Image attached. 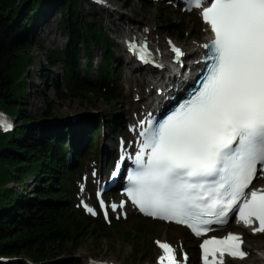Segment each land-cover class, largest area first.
Returning a JSON list of instances; mask_svg holds the SVG:
<instances>
[{"label":"snow or ice","instance_id":"snow-or-ice-1","mask_svg":"<svg viewBox=\"0 0 264 264\" xmlns=\"http://www.w3.org/2000/svg\"><path fill=\"white\" fill-rule=\"evenodd\" d=\"M205 3L186 0L188 11L202 8V20L214 34L203 45L199 86L163 120L140 122L147 127L140 133L138 171L128 177L127 195L145 215L186 225L197 237L215 230L210 225L227 224L233 213L245 227L258 222L254 234L264 233V189L246 191L258 165L264 172V0ZM129 43L147 53L146 41ZM172 51L183 55L179 48ZM138 58L150 62L145 55ZM0 127L11 124L0 117ZM116 169L113 177L119 162ZM156 243L162 250L157 264H180L170 244ZM242 243L233 233L204 239L202 264H225V254L245 258Z\"/></svg>","mask_w":264,"mask_h":264},{"label":"trees","instance_id":"trees-1","mask_svg":"<svg viewBox=\"0 0 264 264\" xmlns=\"http://www.w3.org/2000/svg\"><path fill=\"white\" fill-rule=\"evenodd\" d=\"M135 1L151 3L120 0L125 8ZM79 5L80 0H0V107L3 108L0 111L18 123L12 132L0 130V264L52 261L58 256L56 253L74 252L85 237L96 235L104 227L96 218L85 216L80 208L74 209L71 192L65 189V184H72L70 180L82 169V154L93 150V155H97L92 138L100 130L101 122L96 120L87 146L81 148L70 139L66 127L36 123L38 120L22 107L28 91L24 78L32 65L33 43L24 35L52 8L60 15L57 26L64 32L66 43L62 50L51 51L46 57L50 67L63 65L65 92L75 99L86 95L85 100L90 104L87 95H96L108 104L117 100L109 81L110 74L117 70L113 65L115 44L93 19L79 18ZM169 16L162 22L164 33L186 39L190 32L183 24L169 20ZM95 48L101 50L96 70L100 82L92 86L88 75L94 69ZM82 54L87 60L84 70ZM54 92L56 99L64 98L57 88ZM3 106L8 107V112ZM47 106L40 121L54 118L50 103ZM31 123L36 124L26 127ZM114 128L120 130L118 124ZM30 179H33L31 192L24 194L23 187ZM10 183L19 191L10 187ZM134 228L138 234L142 233L140 227ZM132 249L135 254L140 253L138 245Z\"/></svg>","mask_w":264,"mask_h":264},{"label":"rangeland","instance_id":"rangeland-1","mask_svg":"<svg viewBox=\"0 0 264 264\" xmlns=\"http://www.w3.org/2000/svg\"><path fill=\"white\" fill-rule=\"evenodd\" d=\"M150 1L151 3L149 5L135 1L129 8L122 6L120 0H103L102 4L105 5V8H116L120 14H124L129 19L131 27L140 29L142 30L141 32L145 33L152 32L150 42L152 43L153 40L155 42L158 41L164 48H166L167 42L170 41L178 45H185L188 51L192 50V46L198 44L197 42L199 44L202 42L204 39L203 29H206V26L200 22L197 13L186 12L171 1ZM79 6V18L83 20L93 19L96 24L103 27L111 42L115 44L113 46V65L117 70L110 74L109 81L111 82L113 94L117 100H113L108 104L102 99H98L96 95H87L91 100L90 104L85 100L86 95H81L79 99H75L69 97L68 93L65 92L66 83L63 65L59 63L50 67L46 57L47 53L51 51L56 52L62 50L66 43L64 32L57 26L60 15L55 8L49 9L48 15L45 18L40 17L37 25L34 28L28 29L24 35L25 39L33 40V43L30 47L32 65L24 78L28 91L22 100L24 111L31 117L37 119L38 122L36 123L66 127L70 139L76 145H80L81 148L87 146L89 132H91L92 128H95L94 124L96 120L101 122L100 130L92 138L94 144H96L97 155H93V150L82 154L81 163L83 162V165L81 171L77 172L70 180L72 184H65V189L71 192L72 206L74 209L80 208L82 202L94 207L96 178H93V173H96L100 163L105 167L107 161L110 167L113 159L119 155L120 143H125L132 137L130 134V120H128L131 115H126L123 111L127 106V101L136 105L147 90L145 85H139L138 79L142 72L137 70L131 85L133 91L129 93L128 84L125 82L128 69H126L123 60L119 57L120 55L128 56V54L125 47L120 44L121 38L119 37V33L112 32V29L115 27L111 21H115V18H108V13L91 0H80ZM159 10H161L160 13ZM51 16L54 17V21L49 23ZM167 16H169V20L172 22L183 24L187 31L190 32V35L186 39L180 40L165 34L162 22ZM47 28L52 30L51 36L55 37V43H51L48 40L45 42L43 40V35L48 30ZM116 28L118 29L117 25ZM81 53L83 52L81 51ZM82 55L81 68L84 70L87 60L84 54ZM100 56L101 50L95 48L92 59L94 69L88 75V82L92 86H96L100 82V78L96 73L100 65ZM33 79L36 86L32 85L31 80ZM54 88H57L61 95H64L63 99H56ZM47 103H50L54 118L48 121H40L41 114L48 108ZM3 107L8 112V107ZM0 109L3 108L0 107ZM2 114L0 113V116ZM72 114L76 115V117H83L81 120L82 123L77 122L71 124L69 120L74 118ZM124 116L127 118H123ZM122 121H126V123L122 124ZM36 123L28 124L26 127L30 128ZM116 124L120 126V130H115L114 126ZM17 125L18 123L14 122L13 126L16 127ZM28 128L26 129L28 130ZM84 128L85 130H83ZM82 136L83 140L80 139ZM105 145H113L114 152L112 155L103 156V148H105ZM126 146L129 148V142H127ZM9 186L19 191L14 183H10ZM32 186L33 179H30L24 185L23 193L31 192L30 189ZM253 186L259 188L264 187V182L258 178ZM105 198L109 203L111 213L110 223H105L99 216L94 217L104 226L102 230L97 231L96 235L89 234L85 237L80 247L74 252L62 251L56 253L58 256L54 260L42 264H88L92 261L114 262L119 264H157L158 256L161 255L157 248V241H163L172 244L174 247L176 246L178 248L177 251L185 252L188 255L190 260L189 264H196L195 253L198 240H193L183 228L140 217L137 214H133L129 208H127V217L122 218L120 217L121 210H114L113 207L115 205L116 208L121 202V197H117L115 202H112L114 198L113 194ZM84 214L92 217L91 214L93 213L90 214L84 211ZM115 226H117L116 229H114ZM134 227H140L142 233L138 234ZM236 230L241 229L230 224L222 231L214 233V235L223 236ZM243 233L245 235L243 242L247 246L264 245V233L257 232L250 235H246L245 232ZM187 242L195 244L192 252H189V249L185 250ZM136 245L139 247V254L132 252V247L136 248ZM144 253V258L140 259V256ZM250 254H252L253 258L264 256L262 250L255 248L251 249ZM181 259L183 260V258ZM247 259L246 264H251L252 258L247 257ZM255 264H264V262L255 261Z\"/></svg>","mask_w":264,"mask_h":264},{"label":"bare ground","instance_id":"bare-ground-1","mask_svg":"<svg viewBox=\"0 0 264 264\" xmlns=\"http://www.w3.org/2000/svg\"><path fill=\"white\" fill-rule=\"evenodd\" d=\"M164 2H175V0H161ZM103 10H105L106 13H108V18L114 17L115 21H111V23L114 25V29H112V32H118L119 37L121 38V41L124 45H131L129 42L130 41H135L136 42V37L135 35V30L130 26L129 19L124 15L120 14L116 8L109 9L101 6ZM54 21V17L51 16V19L49 20V23H52ZM116 25L118 26V29L116 28ZM48 30L44 32L43 35V40L46 42L47 40L51 43H55V37L51 36L52 30L47 28ZM136 29V28H135ZM137 30V29H136ZM125 32V33H124ZM138 33L141 35V37L145 41H150L152 39V32L150 33H145V32H139ZM208 29H203V35L204 39L202 40L201 43H206L208 40ZM136 36V35H135ZM198 44H194L192 46V50L186 49L185 45H178V44H173L174 47L179 48L183 51V55L180 57H176L174 52L172 51L173 47H170L169 45L164 48V46L158 42L154 41L150 45V49L152 50L153 55L155 56L156 62L160 61L162 67L160 68L163 71H160L158 68H155L153 66H145L142 68L137 64L135 58H134V51L130 50L129 47L126 48L127 50V55L119 56L121 60H123L126 69H128V73L125 76V82L128 84L129 88V93L133 91L132 82L134 80V75L137 73V70H140L142 72L140 78L138 79L139 85H145L146 87V92L145 94L139 99V101L136 103V105L129 103L128 101L126 102V108L124 109L123 113L126 115H131L130 119V126L132 127V124H135L136 126L141 124L140 122L143 119H147L149 116V113L153 111V113H159L166 107V99H172L175 96H179L180 91L183 89L185 86L184 82L179 81V77L182 76L181 73H183V67L186 66V63L184 62V59L194 55V57H200L199 52L201 45L199 42ZM195 57V58H196ZM192 62V61H190ZM166 64V67L163 66V64ZM197 68L196 65H191L190 69L192 71H195ZM133 77V78H132ZM32 79V78H31ZM32 85L36 86L34 83V79L31 80ZM44 89V88H43ZM74 118L69 120L71 124L73 123H82L83 117H76V115L72 114ZM127 118V117H123ZM70 119V118H69ZM147 121V120H146ZM126 121H122V124H125ZM84 126V125H83ZM85 130V128L83 129ZM83 140L82 138H80ZM114 140V139H113ZM131 142L130 147L126 148V146L123 147L120 152L122 153H127L133 149L134 144L136 145V140L134 138L129 139ZM113 145H105V148H103V156H110L113 154ZM116 151V149H115ZM100 168L101 173H103V170L105 169L104 165L102 163L99 164L98 169ZM260 181H264V174L260 178ZM124 209V208H123ZM110 222V220H109ZM176 226V225H175ZM237 228L241 230H236L235 234H238L241 236L242 241L244 240V233L246 235L252 234L253 231V226L245 227L242 222H239L235 224ZM163 242V241H161ZM195 244L192 242H187L185 246V250L189 249V252H192V249H194ZM255 248L257 250H262L264 253V245H256V246H247L244 242L242 243V249L247 253V256L243 259H238V258H232V259H226L225 258V264H246L247 262V257L252 258V263L255 264V261H260L264 262V256L258 257V258H253L251 253V249ZM175 249L177 250L178 248L175 246ZM159 257V256H158ZM245 259V260H244ZM88 263V262H87ZM109 263V262H108ZM90 264V262L88 263Z\"/></svg>","mask_w":264,"mask_h":264}]
</instances>
